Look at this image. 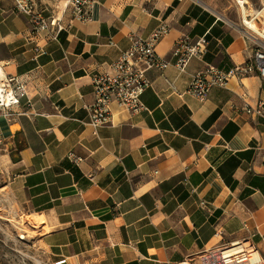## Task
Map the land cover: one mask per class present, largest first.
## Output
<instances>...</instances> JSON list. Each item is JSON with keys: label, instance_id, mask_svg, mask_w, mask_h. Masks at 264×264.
I'll list each match as a JSON object with an SVG mask.
<instances>
[{"label": "crops", "instance_id": "obj_1", "mask_svg": "<svg viewBox=\"0 0 264 264\" xmlns=\"http://www.w3.org/2000/svg\"><path fill=\"white\" fill-rule=\"evenodd\" d=\"M34 1L64 28L33 38L14 1L0 0V63L26 84L0 118V190L43 218L47 264H195L244 238L264 256V116L246 111L264 103V79L231 78L204 101L184 92L207 65L250 59L241 20L264 0H243L245 12L238 0H93L86 22L71 19L67 0ZM160 21L170 26L155 46L164 59L182 37H204L203 55L184 72L147 71L144 107L112 102L114 123L92 134L93 78Z\"/></svg>", "mask_w": 264, "mask_h": 264}, {"label": "built area", "instance_id": "obj_2", "mask_svg": "<svg viewBox=\"0 0 264 264\" xmlns=\"http://www.w3.org/2000/svg\"><path fill=\"white\" fill-rule=\"evenodd\" d=\"M15 10L25 15L31 24V36L33 38L45 37L56 38L59 31L64 28L57 18H47L42 15L34 0H13ZM93 0H67V8L70 10L71 19L89 21L91 4ZM264 5L258 11L261 12ZM246 15L242 18L244 35L253 43V50L246 62L234 64L228 70H221L212 65L196 72L188 83L185 93L194 95L198 100L204 101L212 87L225 86L231 78L241 80L246 76L258 74L264 79V27L251 28L249 22L257 13ZM248 30V31H247ZM170 31V26L165 21H160L156 28L146 38L132 36L129 46L119 56L106 66V70L95 76L92 80L94 88V100L86 105L88 121L92 134L96 135L100 127L114 123V115L111 103L115 102L120 107L129 111H139L144 106L142 95L150 86L146 76L151 69L163 70L172 64L178 72H184L192 58H200L204 51L207 40L199 37L190 40L187 37L179 38L173 47L172 63L164 59L155 50L156 44ZM36 54L43 52L41 46L36 43ZM25 81L17 75L6 72L0 63V118L9 117L13 106L20 103L25 96ZM176 91L174 85L170 83ZM177 92V91H176ZM264 116V103L259 102L252 110ZM3 135L0 130V145H3ZM69 157L74 161H81L80 156L73 152ZM24 235H19L21 238ZM195 264H264V256L248 238L225 242L222 245L210 248L202 252Z\"/></svg>", "mask_w": 264, "mask_h": 264}, {"label": "rangeland", "instance_id": "obj_3", "mask_svg": "<svg viewBox=\"0 0 264 264\" xmlns=\"http://www.w3.org/2000/svg\"><path fill=\"white\" fill-rule=\"evenodd\" d=\"M25 214L14 199L0 190V260L2 264H47L42 253L41 222ZM19 235H24L19 238Z\"/></svg>", "mask_w": 264, "mask_h": 264}, {"label": "bare ground", "instance_id": "obj_4", "mask_svg": "<svg viewBox=\"0 0 264 264\" xmlns=\"http://www.w3.org/2000/svg\"><path fill=\"white\" fill-rule=\"evenodd\" d=\"M238 3L242 6L243 0H238ZM243 12H245V9L242 6ZM259 23L263 25L264 27V12H258L257 16L249 22V26L254 29H258ZM38 219H41L40 217ZM38 264H42L40 261H37Z\"/></svg>", "mask_w": 264, "mask_h": 264}]
</instances>
